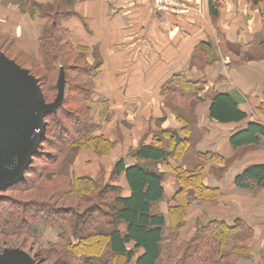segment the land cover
<instances>
[{"label": "crops", "instance_id": "0c3cea01", "mask_svg": "<svg viewBox=\"0 0 264 264\" xmlns=\"http://www.w3.org/2000/svg\"><path fill=\"white\" fill-rule=\"evenodd\" d=\"M21 1L29 0H0V32L12 36L21 49L36 51L46 18L22 13ZM188 6V11L177 13L157 10L152 0H72L60 24L77 48L87 49L90 64L97 66L92 81L93 120L98 127L93 134L112 143L105 155L81 147L73 169L81 176L95 175L106 164L111 172L120 159L127 165L145 164L135 157L137 149L154 142L173 147L175 132L182 141L180 158L155 163L164 173L160 211L166 215L175 205L180 188L175 170L187 167L182 157L193 152L214 154L217 159L199 158L205 161L203 183L220 190L218 202L197 200L186 211L229 225L243 220L253 230L254 258L264 263V188L242 189L235 184L246 167L264 163V138L240 149L230 144L231 135L249 122L264 125V0H189ZM194 83L203 87L189 129L174 106L181 99L178 89L184 91ZM218 92L231 94L247 119L212 120L211 100ZM191 132L196 138L183 142ZM250 147L249 155L244 154ZM119 177L127 196L125 176Z\"/></svg>", "mask_w": 264, "mask_h": 264}, {"label": "trees", "instance_id": "16d2710c", "mask_svg": "<svg viewBox=\"0 0 264 264\" xmlns=\"http://www.w3.org/2000/svg\"><path fill=\"white\" fill-rule=\"evenodd\" d=\"M21 3L22 13L27 14L32 19L37 17L46 18L38 37L39 59L28 55L23 56L24 62L29 65L26 68L22 62H18L17 58H13L7 53V48L0 47V50L21 67L28 69L38 79L46 101L48 100L49 90L54 89V83L52 82L56 79V75L61 68L65 73V88L68 91L66 90V96L64 95L63 103L57 112L47 115L43 141L40 144L38 153L33 156L32 164L28 167L24 179L0 191V244L8 242L13 244L16 241L23 244L28 242L30 238L37 240V234L30 231V226L35 222L41 221L50 226H56L61 221L69 224L71 222L68 219L71 216L70 214H73L72 220H75V222L74 225L70 224L72 232L63 231L59 233L61 240L67 238L62 244L58 245L62 247V251L67 249L79 251L80 247L85 244L89 245L92 243V239H96L106 241L109 254L119 261L126 259L128 264H166L163 252L166 240L165 231L168 227L167 217L164 213L155 209V206L165 197L164 173L150 164L167 162L170 157H178L177 153L181 149L182 142L180 136L175 132L171 133V136L176 139L173 147L157 145V142L140 146L135 152V157L137 160L146 161L145 164L135 162L127 165L124 159L116 162L113 173L117 177L120 175L125 176L130 189L127 196L116 193L108 199L109 189L110 191L118 189L115 186L116 184L113 186L104 184L102 186L100 180L91 175H77L73 169L76 155L69 157L65 153L71 144L79 145V149L87 147L99 155H105L112 149V143L108 139L93 134L98 125L93 120L95 95L92 71L97 69V66H91L88 70L85 67H80L84 71L81 76L89 78V81L85 83H75V86L72 87L67 79L70 71L79 70V68L69 67L65 59L71 55V51L81 53L82 57L87 51L86 48H77L60 24L63 16L70 12L72 0H62L53 4H38L30 0L21 1ZM65 48L69 51H65ZM41 72H43L42 75ZM202 87V85L198 86V83H194L188 85L184 91L178 89L177 92V94H180L181 99L177 101L174 109L178 118L185 122L189 129H192L193 123L187 112L193 109L196 101L200 99L199 93ZM76 101L81 103V109L72 106V103H76ZM66 105L71 107L66 109ZM59 110L65 111L66 119H55L58 126L56 131L58 139L57 141L50 140V149L56 153H42L43 145L47 140L46 131L49 126L47 120L49 116H56ZM210 118L219 123L241 122L247 119V114L239 108L237 100L231 94L218 92L211 100ZM194 134V132H191V136L186 137L183 142H192ZM262 138H264V125L253 121L249 122L245 128L233 133L230 137V144L234 149H240L246 146L258 145ZM42 154L49 155L46 159L49 160L47 164L50 165L43 171H38V169H35L34 160L41 157ZM199 155L200 158L217 159L211 153H200ZM199 160L200 163L195 168L188 169L186 167L184 169L179 167L176 169V179L180 183V188L174 196L175 205L170 208V211L181 210L183 213L194 201L210 200L213 202L220 196L219 188H209L203 183L202 174L205 161L203 159ZM59 165L60 169L56 170ZM65 166H69V168L66 170ZM58 171L64 172L63 180L54 179ZM69 173L70 181L67 178ZM42 181L46 183L41 185ZM49 181L52 185H49ZM235 184L242 189L264 188V163L252 164L246 167L236 177ZM42 188L53 191L50 196L52 199L59 192L64 196L75 194L79 199L77 204L92 202L96 197L99 198L100 202L95 203L98 204L95 207L86 208L82 213H74L72 209H58L44 201L31 200L26 203H16L6 196V192L10 190L26 193L34 191V189L41 192ZM39 192V196H42V192L41 194ZM206 192L212 196L209 198L199 197V195ZM44 194L46 197L42 198L46 200L49 194L47 191ZM99 205H103L109 210L107 211L108 215H104L109 217L106 221V228L108 229H101V225L98 223L100 214L104 213ZM9 226L11 227L8 229ZM99 229L102 232H99L101 231ZM252 235V228L241 219L236 220L233 225H229L223 219L217 218L207 225H202L189 241L175 247L178 252L183 253V256L179 258L180 260L178 259L179 263L217 264V259L221 257L222 251L226 249L230 240H249ZM9 237L10 239H8ZM170 237L175 239V233L170 232ZM62 251L54 248L50 249L49 252L53 256L64 257ZM79 256L78 253L71 258H78L79 261V258H81ZM95 262H89V264H109L103 259ZM59 264H72V261L70 257H67L62 259Z\"/></svg>", "mask_w": 264, "mask_h": 264}, {"label": "rangeland", "instance_id": "374dc122", "mask_svg": "<svg viewBox=\"0 0 264 264\" xmlns=\"http://www.w3.org/2000/svg\"><path fill=\"white\" fill-rule=\"evenodd\" d=\"M1 33L2 32H0V47H3L4 49L7 48L8 49L7 53L10 56H12L13 58H17L18 62H20V63L22 62L26 68H28L29 65L24 62L25 60H24L23 56L28 55V56L39 59V51L38 50L35 51V49H32V51L27 52V51L22 49L23 50L22 51V50H20L21 49L20 46L16 43V40L12 36L1 35ZM37 44L38 43H36V45ZM65 51H69V49L65 48ZM88 57H89V55H88L87 51L85 52L84 57H82V54L77 52V51L76 52L71 51V55L67 59H65L66 63L68 64L69 67H73V68H77V69L79 68V70L74 69V71L73 70L70 71L67 75V79L71 83L72 87L75 86V83H85V82L89 81V78H87L85 76H81V74L84 71H82L81 70L82 68H80V67H85L88 70L93 65V64L87 63V62H89ZM25 58L27 59V57H25ZM87 65L89 66L88 68H87ZM95 71H96V69H94L92 71V74ZM42 73L43 72H41V75H42ZM59 74H60V72H58V74L56 75V79H54L52 82V83H54V89L49 90V92L47 94L48 95L47 102H49V103L53 102L56 98V95L58 92L57 81L59 78ZM66 90L68 91V89L65 88V92H66ZM65 96H66V93H65ZM72 106L74 108H80V109L82 107L81 103H78L77 101H76V103H72ZM65 107H66V109H69L71 106L66 105ZM193 110L194 109H191L189 112H187V114L190 117V120L194 122L195 116L193 114L194 113ZM56 118L61 119V120H65L66 119L65 111L59 110L58 113L56 114V116H54V115L49 116V119L47 120V122L49 123L48 124L49 126L47 127V131H46L47 140L43 145V148L41 151L42 153H44V152L49 153V154L56 153L54 150L50 149L51 148V146H50L51 141H53V140L57 141V139H58L56 137V131L58 130L57 122L55 121ZM196 136L197 135L195 133L194 138H196ZM254 149H256V148H254ZM252 150H253L252 147L245 148L244 154L249 155V153ZM78 151H79V145L71 144L65 153H67V156L73 157L74 155H76L75 153H77ZM198 154H195L194 152L193 153H187L185 158L182 157V161H184V163L187 165L188 169L195 168V166L200 163V160H199L200 155H198ZM48 156L42 154L41 157H37L34 160V166L36 167L35 169H38V171H43V169H46V167H48L50 165V164H47L49 162V160L46 159V158H48ZM127 160L131 161L132 158L128 157ZM150 165L154 168L156 166V164H150ZM113 167H112V171L108 172V167L106 164L105 167L101 166L99 173H97L95 175L88 174V175L93 176L95 179L100 180V182L102 183V186H104V184H106V185L111 184L113 186L115 183H117L115 185L118 188L117 190L110 191V189H109V193L107 195L108 199L112 198V196L115 195L116 193L123 194V189H124L123 185L121 184L124 180H123V178H121L119 176L117 177L114 175ZM64 168L67 170V168H69V166H65ZM59 169H60V165L58 166V168L56 170H59ZM87 169H88V167H87ZM63 173H64L63 171L56 172L54 179L63 180L64 179ZM175 173H177L176 170H175ZM67 178L70 181V173L68 174ZM49 182H50L49 185H52L51 181H49ZM44 183H46V182L42 181L41 185H43ZM42 191H41L42 192V194H41V192H39L36 189H34V191H30V192H26V193H21V192H18L17 190H12V191L10 190L9 192H6V196H8L12 200H14L16 203H18V202L19 203H26V202H30L31 200H33V201H44L46 203H50L53 207L58 208V209L59 208H61V209L62 208L63 209H72L74 211V213H82L86 210V208L93 207V206L95 207L96 205H98L95 203L100 202L99 198L96 197L92 202H83L82 204H77L79 199L75 194H71V196H64L62 193L57 192L55 198L52 199L50 197L51 193H53V191H51V189L42 188ZM45 191H47V193L49 194V196L46 200L42 198V197H46L44 194ZM38 192L42 196H39ZM200 196H205V197L209 198L212 195L210 193L206 192V193H203V195L202 194L199 195V197ZM218 198L213 202L210 200H203L201 202L206 201L207 203L213 205L216 202H218ZM196 202H198V201H196ZM99 207H101L104 210V213L100 214V219H99L98 223H99V225H101V229H103V228L108 229V228H106V225H107L106 221L109 217L104 216V215L105 214L108 215L107 211H109V210L106 207H104L103 205H99ZM160 208H161L160 204H157L155 206V209H157L158 211H160ZM190 214H191L190 210H187L186 212L182 213L181 210H174V211L171 210L170 211V209H169L168 214L165 215L167 217L168 227L166 228V231H165L166 240L164 242L163 258H164V262L166 264H180L179 258H181L183 256V253L178 252L177 248H175V247L182 245L185 242L189 241L192 238V236H194L197 233L198 229L202 225L203 226L207 225L212 220L217 219V218L209 219V218L204 217V215L195 217L193 214L192 215H190ZM70 215L71 216L68 220L71 223H69V224H67L64 221H61L56 226H50V225L44 224L41 221L35 222L33 225L30 226V231L37 234V236H38L37 240L30 238V239H28V242H24L23 244L19 241H16L13 244L10 242L0 244V252L6 248H21V249H24L25 251H27L29 254H31L32 257L36 258V260L39 261V263L43 262L41 264H59L62 259L67 258V257H70L72 264H89V262H95V261L99 262V260L101 261L102 259L104 261H107L109 264H128L126 259H122L121 261H119V260H117V258L111 256L109 254L107 242L103 241V240L98 241L96 239H92L91 244H89V245L87 244L88 246L85 244L84 246L79 248L80 249L79 251L78 250L72 251L70 249L62 251V247L61 246L59 247L58 245L62 244L67 238L65 240H61L59 233H61L63 231H66L69 233L72 232V229L70 228V224L74 225L75 220H72L74 217L73 214H70ZM10 227L11 226H9L8 229ZM101 229H99V230H101ZM99 232H102V230ZM170 232L175 233V235H176L175 239L170 237ZM237 232L239 233V231H237ZM97 234H99V233H97ZM8 239H10V237ZM20 239H23V238H20ZM251 242H252V237H251V239H249V240L246 239L244 241H237V240L235 241V239H234V241H233V239L230 240L226 246V249H224L222 251L223 253H222V255H220L221 257L217 259V264H264L262 261L259 262V261L255 260V258H254V252L255 251L251 246ZM54 248L58 249V250L61 249V251L63 252L62 255H65V256L62 257V256L51 255L49 251H50V249H54ZM78 253L81 256V258H79V261L77 260L78 258L77 259L71 258V257H73L74 254H78ZM49 255H51V256H49ZM97 259H99V260H97ZM171 260H172V262H171ZM177 260H178V262H177Z\"/></svg>", "mask_w": 264, "mask_h": 264}, {"label": "water", "instance_id": "95a60500", "mask_svg": "<svg viewBox=\"0 0 264 264\" xmlns=\"http://www.w3.org/2000/svg\"><path fill=\"white\" fill-rule=\"evenodd\" d=\"M61 69L57 95L49 103L38 79L0 50V191L24 179L39 151L46 117L56 113L65 95ZM0 264H41L21 248L0 252Z\"/></svg>", "mask_w": 264, "mask_h": 264}, {"label": "built area", "instance_id": "2783aa9c", "mask_svg": "<svg viewBox=\"0 0 264 264\" xmlns=\"http://www.w3.org/2000/svg\"><path fill=\"white\" fill-rule=\"evenodd\" d=\"M189 0H152L155 8L159 11L183 13L188 11Z\"/></svg>", "mask_w": 264, "mask_h": 264}]
</instances>
